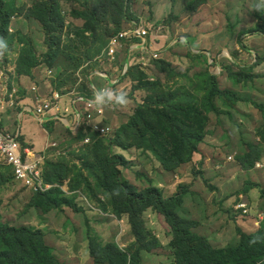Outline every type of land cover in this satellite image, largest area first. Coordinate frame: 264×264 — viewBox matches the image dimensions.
<instances>
[{
    "label": "rangeland",
    "instance_id": "obj_1",
    "mask_svg": "<svg viewBox=\"0 0 264 264\" xmlns=\"http://www.w3.org/2000/svg\"><path fill=\"white\" fill-rule=\"evenodd\" d=\"M189 3L0 0V37L8 45L0 57V125L11 132L28 120L18 140L48 187L33 193L0 162V225L40 230L59 264H176V221L160 206L140 209L155 189L179 197L174 213L197 224L193 232L213 249L240 245L238 221L248 223L243 233L264 241V11L254 10L257 0ZM138 28L149 31L147 46L159 58L125 49L108 56L112 38ZM109 83L131 101L106 107L112 132L99 139L75 129L70 100L92 99ZM55 91L65 121L28 111L38 94ZM188 105L206 120L201 139L193 135L177 151L163 116L180 117ZM245 150L242 165L237 157ZM117 180L136 193L122 195ZM45 193L54 195L47 212L34 205L48 201ZM129 198L136 203L127 207ZM241 203L249 210L244 219Z\"/></svg>",
    "mask_w": 264,
    "mask_h": 264
},
{
    "label": "trees",
    "instance_id": "obj_2",
    "mask_svg": "<svg viewBox=\"0 0 264 264\" xmlns=\"http://www.w3.org/2000/svg\"><path fill=\"white\" fill-rule=\"evenodd\" d=\"M209 0H190L189 8L197 7L208 3ZM78 16L83 17V12H77ZM211 79L215 82L214 77ZM214 94L209 98H213ZM263 110L264 118V107ZM180 117H171L164 115L167 119L166 131L174 138V146L179 149H186L190 145L193 135L201 139V132L206 117L202 111L194 106L188 105L179 108ZM245 156H238L239 163L244 164V160L248 159V153L245 150ZM254 166L253 163L250 164ZM117 189L122 195L127 196L130 192L136 193V188L127 181L119 184L117 180ZM155 195L148 200H144L140 205L141 210H146L150 206H160L165 211L164 215L169 219H174V243L173 247L177 250L176 264H264V241L259 235H247L240 229L237 230L241 243L237 247L227 249H213L206 239L200 237L195 232L197 224H190L182 221L174 213L176 201L179 197L165 199L159 189L153 190ZM47 202L40 199L35 200L34 205L41 207L44 211H49L51 193H45ZM43 195V194H42ZM157 198V201H153ZM133 198L126 201V206L130 207L135 204ZM259 237L255 243L252 241ZM0 264H59L51 255V249L45 244L40 230H33L26 227L15 228L8 224L0 225ZM3 247V248H2ZM121 259H123L121 257ZM111 264V263H110Z\"/></svg>",
    "mask_w": 264,
    "mask_h": 264
},
{
    "label": "built area",
    "instance_id": "obj_3",
    "mask_svg": "<svg viewBox=\"0 0 264 264\" xmlns=\"http://www.w3.org/2000/svg\"><path fill=\"white\" fill-rule=\"evenodd\" d=\"M150 37L149 31L145 28L122 30L117 36L109 41L107 47L108 56L115 57L121 49L137 51V54L159 58V53L153 51L152 44L147 46V38ZM140 42V43H136ZM128 62V61H127ZM128 65V64H127ZM37 95V94H36ZM40 99L33 109H28L32 114L41 120L59 119L65 121L59 115L63 105V97L59 92H53L51 98L47 94H38ZM90 98L75 96L69 102L71 111L66 110L68 115L73 118L72 125L81 132L90 130L99 139L106 138L113 130L111 121L105 112L106 107L98 108L88 101ZM112 107V106H110ZM3 117L0 110V123ZM19 130L8 132L0 125V162L9 168L11 175L19 181L23 187L33 193H43L48 187L43 183L38 170V161L28 149L23 148L18 140ZM90 137L84 139V143H89ZM230 161H235L234 156H229ZM260 167L259 164L256 165ZM237 210L242 212V216L249 214L247 204L241 203Z\"/></svg>",
    "mask_w": 264,
    "mask_h": 264
},
{
    "label": "clouds",
    "instance_id": "obj_4",
    "mask_svg": "<svg viewBox=\"0 0 264 264\" xmlns=\"http://www.w3.org/2000/svg\"><path fill=\"white\" fill-rule=\"evenodd\" d=\"M256 11H264V0H257L254 6ZM8 45L3 37H0V57L4 55L7 50ZM88 103L98 107L104 108L106 106H117L119 108H127L131 101L129 100L127 93L118 91L111 87L109 83L108 86L103 88L94 89L92 99ZM260 238H255L252 243H255Z\"/></svg>",
    "mask_w": 264,
    "mask_h": 264
},
{
    "label": "crops",
    "instance_id": "obj_5",
    "mask_svg": "<svg viewBox=\"0 0 264 264\" xmlns=\"http://www.w3.org/2000/svg\"><path fill=\"white\" fill-rule=\"evenodd\" d=\"M251 63V62H250ZM250 63H247V66H250L251 64ZM25 122H24V125L21 127L20 126V128H19V130L21 129L22 130V134H23V132L25 131V128H26V122H28V120L26 119V120H24ZM22 124V123H21ZM20 124V125H21ZM43 128V127H42ZM44 129V128H43ZM45 130V129H44ZM29 131V132H28ZM31 132H32V130H29V128H27V130H26V134H27V136L29 135V134H31ZM46 132V131H45ZM47 133V132H46ZM48 134V133H47ZM27 149V148H26ZM32 153V152H31ZM33 154V153H32ZM241 219H244V217H242ZM240 219V220H241ZM217 222L218 221H213V226L215 227H217ZM246 225H248V223H245V222H241V221H238L237 222V225H236V227H238V228H240V229H244L245 227H246ZM215 227V231H216V229H218V231H217V233L219 234L218 236H219V243H224V238H223V235L222 234H220V230L222 231L223 229H222V226H219V228H216ZM245 231V230H244ZM221 249V248H220Z\"/></svg>",
    "mask_w": 264,
    "mask_h": 264
}]
</instances>
